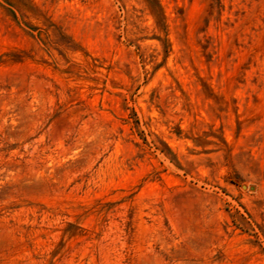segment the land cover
I'll return each mask as SVG.
<instances>
[{"label": "rangeland", "instance_id": "374dc122", "mask_svg": "<svg viewBox=\"0 0 264 264\" xmlns=\"http://www.w3.org/2000/svg\"><path fill=\"white\" fill-rule=\"evenodd\" d=\"M0 264H264V0H0Z\"/></svg>", "mask_w": 264, "mask_h": 264}]
</instances>
